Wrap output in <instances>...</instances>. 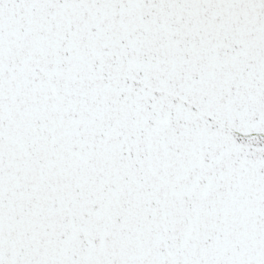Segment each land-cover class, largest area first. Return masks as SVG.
<instances>
[{
    "label": "water",
    "instance_id": "obj_1",
    "mask_svg": "<svg viewBox=\"0 0 264 264\" xmlns=\"http://www.w3.org/2000/svg\"><path fill=\"white\" fill-rule=\"evenodd\" d=\"M0 264H264V0H0Z\"/></svg>",
    "mask_w": 264,
    "mask_h": 264
}]
</instances>
